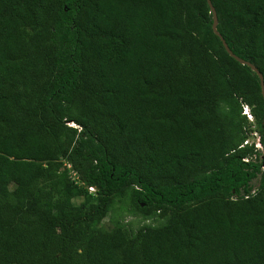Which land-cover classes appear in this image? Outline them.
<instances>
[{
  "label": "trees",
  "instance_id": "16d2710c",
  "mask_svg": "<svg viewBox=\"0 0 264 264\" xmlns=\"http://www.w3.org/2000/svg\"><path fill=\"white\" fill-rule=\"evenodd\" d=\"M211 3L264 80V0ZM212 22L207 0H0V264H264L240 147L246 105L264 149V100ZM126 191L166 222L95 229Z\"/></svg>",
  "mask_w": 264,
  "mask_h": 264
},
{
  "label": "rangeland",
  "instance_id": "374dc122",
  "mask_svg": "<svg viewBox=\"0 0 264 264\" xmlns=\"http://www.w3.org/2000/svg\"><path fill=\"white\" fill-rule=\"evenodd\" d=\"M248 121L250 123V130L251 132H253L255 129L254 122H251L249 119ZM259 136V133L255 134L253 132L249 135V138L251 141L255 142ZM61 153H63L64 155H61L60 159L68 169V174L71 178L77 179V174L75 175V170L71 168V164L67 161L66 153L63 148L61 150ZM259 153L260 154L257 156V159L259 160V162H261V170H264V152L260 150ZM253 159H255V157H253ZM251 185L256 188L258 186V178L253 179L251 181ZM82 200V197L75 198L73 200V204H78ZM166 220L167 215L161 216L159 215V213H154L149 216H144L134 211L130 206L129 192L126 191L124 195L115 198L114 203L109 209L107 215L100 221H97L94 225V228L110 231L117 227H120L121 229L125 230L127 234L134 235L137 230L143 226H160L164 224Z\"/></svg>",
  "mask_w": 264,
  "mask_h": 264
},
{
  "label": "water",
  "instance_id": "95a60500",
  "mask_svg": "<svg viewBox=\"0 0 264 264\" xmlns=\"http://www.w3.org/2000/svg\"><path fill=\"white\" fill-rule=\"evenodd\" d=\"M207 3L210 7V11L212 13V18H213V22H212V30L213 32L219 37V39L221 40L222 42V45L223 47L225 48L226 52L231 56L233 57L236 61H238L240 64L242 65H246L248 67H250V69L256 73V75L258 76L259 78V83H260V89H261V94H262V97H263V100H264V80H263V75L262 73L260 72V70L254 65L252 64L251 62L237 56L231 49L230 47L228 46V44L226 43L225 39L220 35V33L218 32L217 30V24H218V19H217V13H216V10L214 8V6L212 5L211 3V0H207Z\"/></svg>",
  "mask_w": 264,
  "mask_h": 264
},
{
  "label": "built area",
  "instance_id": "2783aa9c",
  "mask_svg": "<svg viewBox=\"0 0 264 264\" xmlns=\"http://www.w3.org/2000/svg\"><path fill=\"white\" fill-rule=\"evenodd\" d=\"M243 114H245L248 118L247 119H249L251 122H253V117H252V115L250 114V111H249V107L248 106H246V105H244L243 106ZM255 134H257L258 133V131L256 130V129H254V131H253ZM253 132H251L250 131V134H252ZM245 145H254V147H255V149L256 150H258V151H263L264 152V150H263V147H262V143H261V141H260V136L257 138V140L255 141V142H253V141H251L250 140V138H249V136L243 141V143L240 145V147H243V146H245ZM245 161H247L248 159H244ZM75 175H76V173H75ZM75 179V178H74ZM88 189H89V191L90 192H94V187H88Z\"/></svg>",
  "mask_w": 264,
  "mask_h": 264
}]
</instances>
